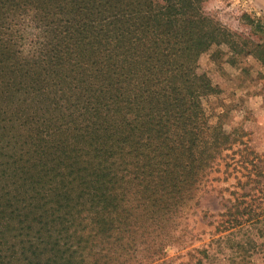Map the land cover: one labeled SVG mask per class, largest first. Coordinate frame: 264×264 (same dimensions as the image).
Returning <instances> with one entry per match:
<instances>
[{"label":"trees","instance_id":"1","mask_svg":"<svg viewBox=\"0 0 264 264\" xmlns=\"http://www.w3.org/2000/svg\"><path fill=\"white\" fill-rule=\"evenodd\" d=\"M205 1L0 0V264H166L213 171L217 240L264 249V153L203 103L200 55L237 35Z\"/></svg>","mask_w":264,"mask_h":264},{"label":"rangeland","instance_id":"2","mask_svg":"<svg viewBox=\"0 0 264 264\" xmlns=\"http://www.w3.org/2000/svg\"><path fill=\"white\" fill-rule=\"evenodd\" d=\"M204 9L237 33L234 45L210 44L199 58V71L207 73L216 87L214 93L203 98L210 121L212 124L221 121L227 131L240 129L243 141L264 153V61L249 53L258 42L264 50V0H206ZM25 29L28 38L25 49L29 50L33 46L30 40L38 31L30 22ZM220 168L224 169V164ZM223 176L222 171H213L184 209L175 235L177 240L166 248V264H197L203 256L202 248L210 253L204 264H235L234 252L227 247L229 241L217 240L220 234L214 233L211 224L214 220L211 215L221 209L219 190L229 185L219 179ZM252 260V264H264V249L257 251Z\"/></svg>","mask_w":264,"mask_h":264}]
</instances>
